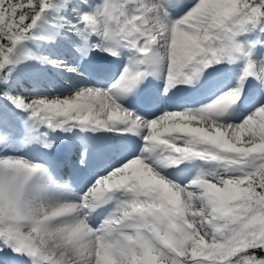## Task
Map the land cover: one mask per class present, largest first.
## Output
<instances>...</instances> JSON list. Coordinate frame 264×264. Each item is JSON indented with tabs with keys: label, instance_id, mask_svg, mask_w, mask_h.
Here are the masks:
<instances>
[{
	"label": "snow or ice",
	"instance_id": "snow-or-ice-1",
	"mask_svg": "<svg viewBox=\"0 0 264 264\" xmlns=\"http://www.w3.org/2000/svg\"><path fill=\"white\" fill-rule=\"evenodd\" d=\"M0 101V264H264V0H0Z\"/></svg>",
	"mask_w": 264,
	"mask_h": 264
},
{
	"label": "bare ground",
	"instance_id": "bare-ground-1",
	"mask_svg": "<svg viewBox=\"0 0 264 264\" xmlns=\"http://www.w3.org/2000/svg\"><path fill=\"white\" fill-rule=\"evenodd\" d=\"M160 81L159 80H156L155 78L153 77H149L146 81H145V84H144V87L147 89V90H151L154 86L155 83H159ZM23 85V84H22ZM196 94L195 92L193 93H179L175 98H174V102H180L181 100H184V99H197L196 97ZM129 101L132 103V104H135L136 103V100L132 97H129ZM75 131H78V130H74ZM74 132H63V133H60V136L61 137H64V138H68V139H60L57 141V144L54 145V149H48L49 151V156L53 157L52 155H54V157H58V156H61L63 155L69 147H71L74 155L79 152V151H82L84 146H85V142H88V139L93 135V133H82L80 134V137H77L74 135ZM96 135H99V133H97ZM81 137H83V141L81 139ZM15 147V146H13ZM29 147H38L37 145H31ZM8 152H12L13 151V148H9L7 149ZM18 153L19 154H28V156L32 155L34 157H37L39 155H41L42 153H36V152H31L29 153L28 151V148L25 147V148H20L18 150ZM106 161L104 159H101L99 161L100 164H103L105 163ZM95 167L93 169L90 170L91 171H95ZM90 172L88 174H82L80 177H79V181L81 184L85 183L87 178H88V175H90ZM65 179H67V176H65Z\"/></svg>",
	"mask_w": 264,
	"mask_h": 264
},
{
	"label": "rangeland",
	"instance_id": "rangeland-1",
	"mask_svg": "<svg viewBox=\"0 0 264 264\" xmlns=\"http://www.w3.org/2000/svg\"><path fill=\"white\" fill-rule=\"evenodd\" d=\"M26 71L28 72H23L21 71L20 72V75H19V82L21 84H23V87L24 88H28V89H31L32 85L30 83H28L29 80L31 81H39L42 83V87L45 91H50V90H53V89H59L61 87H63L64 83L66 81L60 79V78H57V77H53V81H54V85H50L49 82L47 80H45L42 76L41 73H38L34 70H28V69H25ZM196 97L197 99H200V95L199 93L196 94ZM43 153H47L49 154V151L48 149H44L43 150ZM53 157L51 158H55L54 155H52ZM29 159H33L35 158L34 156L30 155L28 156Z\"/></svg>",
	"mask_w": 264,
	"mask_h": 264
},
{
	"label": "trees",
	"instance_id": "trees-1",
	"mask_svg": "<svg viewBox=\"0 0 264 264\" xmlns=\"http://www.w3.org/2000/svg\"><path fill=\"white\" fill-rule=\"evenodd\" d=\"M5 107V103L3 101H0V108Z\"/></svg>",
	"mask_w": 264,
	"mask_h": 264
}]
</instances>
